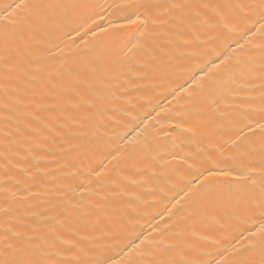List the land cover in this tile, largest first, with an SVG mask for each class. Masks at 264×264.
I'll return each mask as SVG.
<instances>
[{
  "label": "bare ground",
  "instance_id": "6f19581e",
  "mask_svg": "<svg viewBox=\"0 0 264 264\" xmlns=\"http://www.w3.org/2000/svg\"><path fill=\"white\" fill-rule=\"evenodd\" d=\"M22 2L0 0V249L149 264L164 249L210 260L251 247L264 211V137L247 128L264 120L259 17L213 31L211 8L161 7L155 23L110 28L129 0H49L62 7L40 16ZM226 57L230 71H211Z\"/></svg>",
  "mask_w": 264,
  "mask_h": 264
},
{
  "label": "snow or ice",
  "instance_id": "6c2138e0",
  "mask_svg": "<svg viewBox=\"0 0 264 264\" xmlns=\"http://www.w3.org/2000/svg\"><path fill=\"white\" fill-rule=\"evenodd\" d=\"M82 6L92 7L91 5ZM16 7L24 9L29 14L40 16L45 11L61 8L62 5L49 2V0H33L30 4L22 2L17 4ZM113 7L117 12H122L124 10L131 11H129L126 15L118 16L116 21L110 22V28H124L138 24L147 25L149 23H155L156 21L152 18L153 9L161 7L167 9L169 14L175 12L179 15H184L185 10L198 8L206 11L211 8L213 10V18L216 21V23L212 26L213 31L218 28L227 30L230 24L236 23L241 17L243 19H248L249 14H251L259 17V19L255 21L256 24H259V29H257L254 34H259L261 40L264 41V0H256V2L250 3L225 2L223 4H193L176 0V2L168 3L166 5L150 3L148 0H144V2H132V0H129L127 3H117L113 5ZM221 9H223V11ZM196 15L198 18L200 17L199 12H197ZM202 22L208 24L209 20L205 19L202 20ZM248 31L251 32L252 29H248ZM228 62L229 58L227 57L221 59L218 64L213 61V68L211 71L220 70L223 73L230 71V67L221 68L222 65H228ZM205 75L210 77V72H206ZM73 78H75V74H73ZM261 87V99L264 100V85ZM261 111L264 113V108H262ZM247 128L248 132L253 135L259 134L264 137V120L256 122L254 127L252 125H248ZM208 175L227 176L229 173L210 170ZM260 195V208L264 209V188L261 189ZM254 228L255 230L250 232V236L254 238L249 241L251 247H245L242 251L237 249L234 252H229L228 249H225L223 252L218 253L219 259L213 257L210 260H189L182 256L179 260H177L168 254L169 250L164 249L158 252L156 257L149 261V264H225V253L235 257L229 261L228 264H264V211H261L260 220L254 224ZM73 247H76V245H73ZM137 255L140 254L137 253ZM0 264H54V262L47 259L41 245L34 244L26 248L14 249L11 245H8L7 248L0 249ZM59 264H119V262L110 258L106 261L101 259L85 260L73 258L71 260H60ZM132 264H140V261H133Z\"/></svg>",
  "mask_w": 264,
  "mask_h": 264
}]
</instances>
